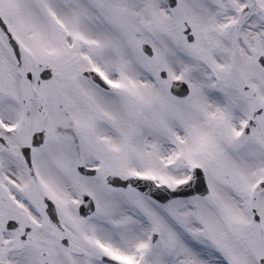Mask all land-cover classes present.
I'll return each mask as SVG.
<instances>
[{
	"label": "snow or ice",
	"instance_id": "1",
	"mask_svg": "<svg viewBox=\"0 0 264 264\" xmlns=\"http://www.w3.org/2000/svg\"><path fill=\"white\" fill-rule=\"evenodd\" d=\"M0 264H264V0H0Z\"/></svg>",
	"mask_w": 264,
	"mask_h": 264
}]
</instances>
